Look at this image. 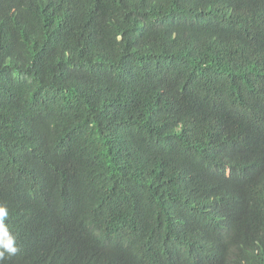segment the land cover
I'll list each match as a JSON object with an SVG mask.
<instances>
[{
  "label": "trees",
  "instance_id": "trees-1",
  "mask_svg": "<svg viewBox=\"0 0 264 264\" xmlns=\"http://www.w3.org/2000/svg\"><path fill=\"white\" fill-rule=\"evenodd\" d=\"M0 205L3 264H264V0H0Z\"/></svg>",
  "mask_w": 264,
  "mask_h": 264
},
{
  "label": "clouds",
  "instance_id": "clouds-1",
  "mask_svg": "<svg viewBox=\"0 0 264 264\" xmlns=\"http://www.w3.org/2000/svg\"><path fill=\"white\" fill-rule=\"evenodd\" d=\"M8 216L7 206L0 205V264H3L5 259H10L19 251L15 237L10 234L8 226L5 224Z\"/></svg>",
  "mask_w": 264,
  "mask_h": 264
}]
</instances>
